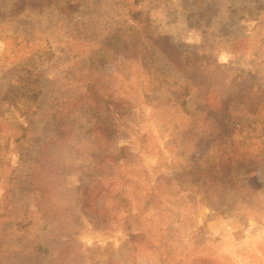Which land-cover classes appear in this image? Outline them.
Returning <instances> with one entry per match:
<instances>
[{
    "label": "rangeland",
    "instance_id": "obj_1",
    "mask_svg": "<svg viewBox=\"0 0 264 264\" xmlns=\"http://www.w3.org/2000/svg\"><path fill=\"white\" fill-rule=\"evenodd\" d=\"M25 1L0 17V264H41L26 261L24 235L65 207L50 249L80 264H264V166L244 177L253 213L232 210L241 200L229 189L202 188L208 160L226 163L227 152L257 151L264 139V0L0 5ZM117 33L128 41L90 60ZM108 150L136 216L137 251L121 224L104 220L116 200L95 199L105 215L83 202L101 187L96 164ZM66 151L84 162L69 171L65 195L35 200L33 165Z\"/></svg>",
    "mask_w": 264,
    "mask_h": 264
},
{
    "label": "trees",
    "instance_id": "obj_2",
    "mask_svg": "<svg viewBox=\"0 0 264 264\" xmlns=\"http://www.w3.org/2000/svg\"><path fill=\"white\" fill-rule=\"evenodd\" d=\"M8 1L13 2L15 0ZM27 4L28 3L25 1L22 6H20L19 4H14L11 6L10 4L8 6L0 5V10H3V14L0 17L7 18L17 16ZM34 4L35 5H31V8H33V10H42V7H38L36 2ZM9 6L11 8V11L7 13L5 11ZM124 41L128 40L124 39L123 34L117 33L115 35L109 36L107 39H105L102 45L91 55L90 60L96 62L109 60L113 52L121 48V44ZM86 87H89V84H86L85 89ZM180 104L184 106L186 102L184 100H181ZM85 112H93L92 106L90 104L88 105ZM54 136L52 137L53 141L56 140ZM21 137H24V135H22ZM105 140L107 145H109L111 143L110 135H107L105 137ZM247 145L248 144H243L241 147H247ZM234 151L241 152L242 154L236 153L230 156V153L227 152L228 159L226 163H228V166L226 163L222 162L220 163V165L212 166L208 164L210 161H207L205 166L206 168H204V170L202 171V174L205 176V182L202 187L204 190L203 192L205 194L209 192L210 194V190L215 189L216 192H222L227 195L226 190L229 189L228 192L232 191L234 197H239V199L241 200L239 203H236L237 205H231L232 207L230 208H233L232 210L237 212L253 213V211L255 210L254 208H258L259 205H256V207H252L251 204L253 203H250L249 200L251 189L250 187H246V185H243L246 184L244 177H246V175L250 174L251 172H254L257 168L264 166V139L260 141V147L257 151H243L237 148ZM116 152L117 150L114 152L108 150L106 152H103V154L101 155L102 158L100 159V162L96 164L97 166H100L102 168L101 171L104 174V178L99 182V185L101 187H95L94 189L87 190L85 193H83V202L86 207L92 208L93 211H100L105 215L108 210L105 207L98 208L95 205V199L98 198L101 194L105 193V198L116 200L110 213L104 217V220L108 224H121L122 230L126 234L127 243L132 245V247L134 245L133 248L135 251H137L135 245L138 240L137 238L140 237V232L133 231L132 227L136 216L132 215L130 208L125 209L124 207L128 198V189H125V186L122 184L123 177L121 173L115 172V170L121 168V165L118 164V160L114 157V154ZM53 155L51 157L42 156L40 159H37V161L33 165L35 168L33 167L34 171L29 179V186L34 193H37V196L34 197L35 200L44 198L46 199V197H49V195H65V181L68 174L70 173L69 171L71 169L79 167L80 163L84 162L81 161L80 157H74V155L72 156L70 154V151H66L65 153H63V155L56 161L53 160ZM86 156H88V153L86 154ZM209 170L212 171L208 172ZM237 172H243V174L237 176ZM36 173H39L37 177ZM238 178H240V181L238 180ZM91 194L93 195V197H90L92 196ZM222 198L223 197L219 199L223 200ZM55 210V214L43 213L41 217H37L36 220L28 226L29 234H25V239H23L29 246L27 247L28 252L25 256V259L27 262H37L41 264H47L48 261H54L58 264H80L78 258H76L75 260H71L64 253L57 254L52 249H50V247L53 246V242H50L51 233L55 230L56 227H59V230L61 231L65 230L63 228L67 226L66 223L62 224L61 221L62 214L65 215V217L68 216V207H65V209ZM67 240H69L68 243L77 244V242H75L73 238ZM27 256L30 257V259L27 260ZM39 258L41 259V261L37 260Z\"/></svg>",
    "mask_w": 264,
    "mask_h": 264
}]
</instances>
